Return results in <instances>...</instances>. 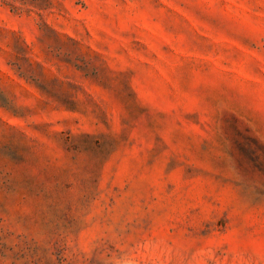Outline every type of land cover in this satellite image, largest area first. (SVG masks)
I'll return each mask as SVG.
<instances>
[{
    "label": "rangeland",
    "instance_id": "obj_1",
    "mask_svg": "<svg viewBox=\"0 0 264 264\" xmlns=\"http://www.w3.org/2000/svg\"><path fill=\"white\" fill-rule=\"evenodd\" d=\"M0 264H264V0H0Z\"/></svg>",
    "mask_w": 264,
    "mask_h": 264
}]
</instances>
